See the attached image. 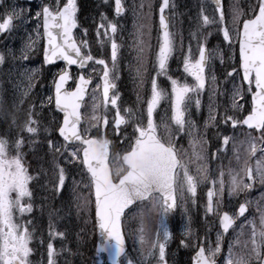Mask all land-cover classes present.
<instances>
[{
	"label": "snow or ice",
	"instance_id": "6c2138e0",
	"mask_svg": "<svg viewBox=\"0 0 264 264\" xmlns=\"http://www.w3.org/2000/svg\"><path fill=\"white\" fill-rule=\"evenodd\" d=\"M213 3L211 16L201 8L196 31L190 32V37L196 38L197 33L203 34V30L209 26L218 28L222 41L233 52L235 61L229 65L231 70L224 73L225 84H231V88L219 92L217 87L213 62L219 60L223 64L224 52L220 48L208 47L211 33L196 40V57H193L191 43L184 54L183 72L193 78L194 83L189 84L186 80L181 81L169 74L170 60L177 51V34L170 31L172 17L166 14V10L174 8L175 4L174 0H162L159 6L160 44L155 57V76L151 79V98L147 102L146 114L137 115L131 108L121 114L118 105L120 97L116 92L115 80L118 79L116 73L120 45L115 39L118 32L117 23L109 21L105 14H101V23L96 29L98 38L103 36L110 42V67L109 60L92 55L86 40L78 44L73 35V30L78 24L77 0H66L63 4L61 0H52L51 4H43L34 14L31 9L18 8L16 5L6 6L5 0H0V7L4 8L0 14V34L10 33L16 28L17 22L23 23L29 18L37 23L35 38L29 37L20 50V60L29 61L31 53L43 36L46 38V47L43 50L45 64L55 66L57 61H63L66 65L58 69L53 77L54 95L47 96L46 101L40 104L41 113L36 112L35 105L30 106L22 122L12 114L6 134L0 135V264H32L30 257L33 248L30 245L34 233L30 230V221L19 223L17 218V214L23 219L26 213H32L33 191L30 184L38 179L29 173L23 163V154L19 151L24 145V133L36 137L43 130L47 147L53 155L57 191L64 190L67 176L65 167L56 162V156L63 157L68 164L78 163L85 170L88 183L84 187L90 191L94 190L95 216L101 235L105 237L97 253H107L111 264H153V260L155 264H168L166 249L171 232L167 219L186 200V194L193 198L196 196L197 188L201 184L212 185L207 192L206 212L219 211L225 191V173L220 171L218 178L210 176L204 147L207 141L197 135L195 122L186 120V112L189 104H194L199 110L201 97L210 82V101H214L219 92L220 95L229 96L230 104L224 108L223 115L217 121L220 105L210 102L205 128L216 123L228 126L231 130L246 127L247 133L242 134L247 136V140L241 143L248 144V157L255 156L258 151L264 153V0H256L255 4H250L247 13L241 10L238 0L230 4L231 28L226 23L224 0H213ZM114 4L115 14L119 17L124 13L125 5L123 0H114ZM148 8L147 15L151 18L152 5L149 4ZM26 11L28 16H25ZM148 27L150 28V25ZM139 35L142 37L143 33ZM234 41L238 44V58L234 54ZM100 43L103 45L104 40H100ZM180 47L183 50L182 43ZM139 53L138 59L142 60V38ZM9 57L16 58L12 49H8L7 54L0 52V65ZM73 65L78 66L80 70L76 80L70 72ZM93 65L101 67V82L97 83L92 91L91 113L86 115L81 112V108L89 86L93 83L92 75L96 73ZM89 67H92V73L86 77L84 71ZM35 75V70L26 69L22 73L27 81V88L22 96L26 97L31 92ZM136 75L142 84V68L136 69ZM238 76L239 85L233 83ZM161 77L170 82L171 94L174 97L171 120L177 132L186 131L190 137L192 154L187 160L183 159L181 150L177 149L176 136L169 125L163 118L158 123L155 116L161 100L168 96V91L159 83ZM69 81H73V90L67 87ZM101 89L102 96L98 97L97 90ZM246 94L250 107L245 115L241 102L245 101ZM109 104L115 112L112 122L114 134L121 132L122 125L126 126L130 122L134 124L132 136L125 137L128 149L122 154L113 152L112 141L107 139L106 135L100 134L101 129H106L109 125L106 114ZM53 106L63 114L62 121L57 122L55 129L62 138V143L53 140L49 128L44 126L42 129L41 121L37 119L46 107ZM230 112L232 114H229ZM9 115L0 106V120H8ZM13 128L16 135L10 140ZM252 132L259 133V136H253ZM220 139L223 146L232 143L235 149L233 136L222 135ZM257 141L260 142L259 148ZM10 149L17 154L10 156ZM239 159L237 155V160ZM193 164L195 172L191 168ZM228 176L229 196L250 190L257 180L264 184V156L257 159L254 166L246 158L241 170L230 169ZM214 197L219 199L214 202ZM247 211V202H244L238 205L235 215L242 217ZM260 213L259 227L255 221L249 222L252 225L250 238L243 241L236 239L229 244L225 264H264V209H260ZM235 215L228 211L220 215L222 233L217 234L216 246L206 248L203 243L199 244L194 264H217V257L222 251L223 233H228L229 229L233 228ZM129 217L139 222L136 233L139 247L135 250L138 259L126 248L124 223ZM157 220L158 229L153 232V225ZM184 235H192L187 226ZM49 237L50 241L59 237L62 242L66 238L63 232L51 231V225ZM46 249L47 264H57L56 257L60 253L55 245L49 242ZM64 251V248L60 249V252ZM67 252L71 254V249H67Z\"/></svg>",
	"mask_w": 264,
	"mask_h": 264
},
{
	"label": "rangeland",
	"instance_id": "374dc122",
	"mask_svg": "<svg viewBox=\"0 0 264 264\" xmlns=\"http://www.w3.org/2000/svg\"><path fill=\"white\" fill-rule=\"evenodd\" d=\"M41 1L42 0H40L39 2H41ZM194 1H196V0H194ZM227 1L228 2H227V6H226V10H227L226 11L227 12L226 23L231 28V15H230V12H229V5L234 3L235 0H227ZM51 2H52V0H51ZM238 2H243L242 10L246 9L247 12H248L249 11L248 6L250 4H255L256 0H238ZM109 3H110V0H103V2H101V4L103 6H106ZM161 3H162V0H158V2H155L156 7L160 6ZM5 5L6 6L16 5L18 8H22V9H26V10L27 9H31L30 7L20 6L18 0H5ZM201 8H203L206 11L205 5H202V6L200 5L199 9H201ZM174 13H175V17L174 18H175V23H176V18L178 17V14H177V12H174ZM207 14H209L211 16L212 13H207ZM105 15H106V13H105ZM25 16H28L27 11L25 12ZM98 18H99V23L97 24L95 29H97L98 25L101 23V15ZM108 20L112 21V22H115V23L119 22V19L117 17H115V16L108 17ZM193 20H194V18L190 17V21H193ZM86 21H88L87 17H86ZM94 21H95V19H94ZM198 23H199V21L197 22V24ZM86 24H89V22H86ZM197 24H196V26H197ZM134 25H135V27L138 25V30L142 31L141 27L143 26V23L139 24L138 21L135 20L134 21ZM211 28H212V26H209V28H207L206 31H210ZM36 29H37V23L33 22L30 18L28 20H25L23 23L17 22V26H16V28L13 31H11L10 33H5L6 40L3 42V45H2L1 50H0V52H3L5 50L6 54H7V50L8 49H12L15 52L16 58L13 59V58L9 57V62L6 65V69H7V76H8V80H9L8 84L10 86V89H11L13 97H14L12 99V101L18 107H20L22 104H24L25 101H26V98L28 97V96H26V97L22 96L23 91L27 88V81L23 78L22 73L26 69L27 70H36V69H38V65L32 66L31 68H30V65H29V64H32V56L34 55L35 51L39 49L38 43L35 46L34 51L31 53L29 61H23V60L19 59L20 50L28 42L29 37H32L33 39L35 38ZM195 29H196V27H195ZM83 30L84 31H81V33L79 32L80 37H81L80 41L86 40L88 42V44H89V30H88V32L86 31V33H85V29H83ZM200 36H202V34L201 33H197V39H199ZM223 44H224V47L226 48L227 59H228V61L225 62V64L228 65V62H230L231 59L233 60V52L228 49V46H227L226 43L223 42ZM235 44H236V42L234 41V43H233L234 54L236 53ZM191 46H192L193 57H196L197 56V45L195 43V44H191ZM94 47H96V46H94ZM187 47H188V45L183 47L184 54L187 51ZM220 48H221V46H220ZM214 49H216V48H214ZM177 50H179V49L177 48ZM223 52H224V50H223ZM184 54H183V57H184ZM224 54H225V52H224ZM182 60H183V58H182ZM224 61H226V59H224ZM182 66H183V64H181V67ZM92 67L96 68V73L98 75L101 73L102 70H101L100 66L93 65ZM58 69H60V67L51 68L50 69V73L51 74L57 73ZM91 71H92V68H91ZM52 77H53V75H52ZM187 77L190 80H193V78H191L190 76H187ZM51 80L48 83L49 92H48V90L44 91V93H43V95H42V97L40 99L41 103L45 102L46 101V97L51 95L50 94V88H49L50 84H51ZM97 81L95 83V86H96L97 83H99ZM233 83H236L238 85V83H239L238 82V77H237L236 81H234ZM97 92H99V90H97ZM210 96H212V93H211ZM171 98H172V105H173L174 97L172 96ZM245 99H246V96H245ZM247 99H248V95H247ZM211 102H213V101H211ZM208 105H209V103L207 104V108H208ZM47 111H50V109H47ZM47 113H52V111L47 112ZM207 113H208V110H207ZM108 118L112 119V121H113V115L111 117L108 116ZM109 126H110V123H109V125L107 126V128L105 130H108L109 133H114L113 132V128L112 127L109 128ZM125 132H127V131H125ZM257 159H260V158L254 159V164L256 163ZM238 165H240V163H238V160L236 159L235 160V166H234V168L232 170L239 171L240 167ZM241 167H242V165H241ZM263 189H264V186H263ZM241 194L242 193H239V194H237L235 196H230V197H232L231 199L228 198V196L225 197V199L223 198L222 203L220 205L219 211L213 213L212 216H209V217L206 218V234L209 236V238H211V236H215V238H214L215 242L214 243H216L217 234L219 232H215V233L211 232L212 231V226L214 224L212 219L216 218V216L219 214V212L222 209H224V208L232 209L233 207H237L238 204L240 203V201L237 203L235 200H237L238 196L241 195ZM251 196H253V192H252ZM251 199L252 198H250V200ZM216 200H217L216 197H214V202ZM253 203H254L253 210H252L253 211V215L250 216L247 219L248 222L252 221V219H255L256 218V216H255L256 214L259 216V219H260V215H261L260 209H264V192L263 193H259L257 196H255V199H253ZM17 218H18V222L19 223H25V222H23V220L21 218H19L18 214H17ZM187 224L189 225V218L187 216V213L183 212L182 221H181V226H182V232L183 233H185V229H186ZM234 229L232 230V232L230 233V235L227 238V242L226 243L228 244V246L226 247V254H225L224 259H223V264H225V259H226V256H227V251H228L229 244L232 243L236 239H240L242 241L243 240H248L250 238V235H251L252 225L250 223L247 224L246 221H243L239 225V227H237L235 230ZM60 243H61V239L58 238L57 241L54 244L55 247H57L58 252H60ZM193 243H194V241H191V242L185 241V244H188L189 247H192ZM32 264H36V263L32 262Z\"/></svg>",
	"mask_w": 264,
	"mask_h": 264
},
{
	"label": "trees",
	"instance_id": "16d2710c",
	"mask_svg": "<svg viewBox=\"0 0 264 264\" xmlns=\"http://www.w3.org/2000/svg\"><path fill=\"white\" fill-rule=\"evenodd\" d=\"M6 123L8 122L7 120H4ZM4 122V125H5ZM86 231L89 232V242L93 238L94 230H93V224L89 223L88 226L85 227ZM72 235V233H71ZM94 239V238H93ZM73 247L71 249V254L67 253V259H66V264H87V261L83 260V257L79 256L81 254L82 249L75 247V245L72 243ZM92 251V250H91ZM93 253H89V257H92ZM90 261V259H89Z\"/></svg>",
	"mask_w": 264,
	"mask_h": 264
},
{
	"label": "water",
	"instance_id": "95a60500",
	"mask_svg": "<svg viewBox=\"0 0 264 264\" xmlns=\"http://www.w3.org/2000/svg\"><path fill=\"white\" fill-rule=\"evenodd\" d=\"M98 225H99V222H98ZM104 240H105V237H103V236L101 235V230H100V228H99V246L101 245V243H102Z\"/></svg>",
	"mask_w": 264,
	"mask_h": 264
}]
</instances>
